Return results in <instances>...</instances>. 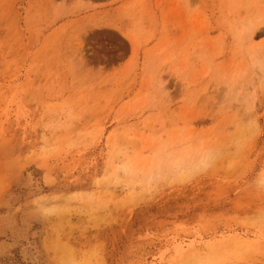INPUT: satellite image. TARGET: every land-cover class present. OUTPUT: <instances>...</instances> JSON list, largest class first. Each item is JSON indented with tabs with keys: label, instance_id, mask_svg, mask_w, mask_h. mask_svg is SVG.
I'll return each instance as SVG.
<instances>
[{
	"label": "rangeland",
	"instance_id": "1",
	"mask_svg": "<svg viewBox=\"0 0 264 264\" xmlns=\"http://www.w3.org/2000/svg\"><path fill=\"white\" fill-rule=\"evenodd\" d=\"M260 169L264 0H0V264H264Z\"/></svg>",
	"mask_w": 264,
	"mask_h": 264
},
{
	"label": "clouds",
	"instance_id": "2",
	"mask_svg": "<svg viewBox=\"0 0 264 264\" xmlns=\"http://www.w3.org/2000/svg\"><path fill=\"white\" fill-rule=\"evenodd\" d=\"M167 82H164V89L166 90ZM214 162V154L211 152H206L201 157V163L197 166L196 169L193 171L183 175L181 179L189 180L193 179L195 175H197L199 172L207 170V168L211 167ZM253 186L257 190H264V169H260V171L256 174V178L253 181ZM261 221H264V212L258 213L253 218V223H259Z\"/></svg>",
	"mask_w": 264,
	"mask_h": 264
}]
</instances>
